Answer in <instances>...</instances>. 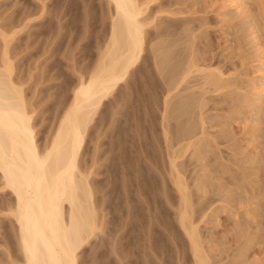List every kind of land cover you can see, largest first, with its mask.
Returning a JSON list of instances; mask_svg holds the SVG:
<instances>
[{"label":"rangeland","instance_id":"obj_1","mask_svg":"<svg viewBox=\"0 0 264 264\" xmlns=\"http://www.w3.org/2000/svg\"><path fill=\"white\" fill-rule=\"evenodd\" d=\"M140 1L150 2L144 57L96 113L81 154V168H94L101 231L80 250L79 264H144L149 229L143 225L154 196L162 197L169 212L157 208L160 216L180 228V196L170 175V157L178 153L210 264H264V107L254 101L261 82L256 61L259 42L264 45V0H246L245 13L225 6L226 0ZM110 4L0 0L12 77L35 110L41 148L108 41ZM3 53L0 35V64ZM221 71L224 80H209ZM1 191L0 264H19L16 223L7 214L12 198ZM205 211L209 216L201 221ZM130 217L139 229L131 227ZM157 223L164 235L155 234L152 224L150 234L167 252L176 243ZM180 231L179 257L167 258L193 264Z\"/></svg>","mask_w":264,"mask_h":264},{"label":"bare ground","instance_id":"obj_2","mask_svg":"<svg viewBox=\"0 0 264 264\" xmlns=\"http://www.w3.org/2000/svg\"><path fill=\"white\" fill-rule=\"evenodd\" d=\"M226 1L225 6L235 7L244 13L248 11L246 0ZM109 2L112 4L113 12L110 18L108 41L100 51L96 66L89 72V76L85 77L84 74L79 79L70 104L64 108L52 132L53 135L44 148H41L37 139L35 110L29 109L23 87L12 77L13 64L7 54L9 35L0 32L4 48L3 62L0 64V179L2 181L0 189L1 193H6L10 199L12 198V203L7 204L10 207L6 213L13 217L16 223L22 253V262L19 264H79L80 250L97 236L99 230L101 231L91 182L94 168L88 171L81 168V154L96 113L105 100L129 78L133 70L138 68L144 57L148 25L145 16L149 1L144 3L140 0H109ZM260 42L258 48L261 51L258 50L256 65L261 82L259 88L255 90L258 96L254 101L264 107V45ZM190 66L192 68L193 65H189L191 70ZM189 69L188 71L185 69V76L188 75ZM217 73H215L217 76L209 78L208 76H212L211 73L207 77L214 83L225 79L224 72ZM184 74L181 76L182 80L185 78ZM191 135L194 136L193 133ZM191 142L193 144L192 140L189 144ZM176 155L170 157V175L180 196V203L175 212L180 228L175 221H167L156 210L160 207L162 210L164 207L162 197L150 198L152 200L148 206L151 205V211L146 217L149 221H147L148 226L143 225L144 231L149 229L147 238L144 236L146 233H143V240L146 242L144 241L142 247L149 251L148 253L145 251L146 256L148 255L146 262L172 264L174 258L179 257V251L181 252L179 249L181 243H178L177 234L178 232L180 234L182 229L184 240L188 242L190 248L193 264H210L209 250L199 230L200 221L196 222L194 218L189 188L177 162V158L181 155L179 156V153ZM129 173L131 176V172ZM134 176L136 177L137 174ZM164 208L168 212L167 208ZM208 216V211H205L201 221L206 220ZM156 218L159 220L152 221ZM136 220L128 222L133 229H139V222ZM157 222L166 226L168 237L176 243L175 245L172 242L175 246H169L167 252H164L156 242L157 236L150 234L149 225L155 227L153 223L158 224ZM152 230L162 236L165 233L159 227ZM168 255L170 258L173 257V262L170 263L171 259L167 258Z\"/></svg>","mask_w":264,"mask_h":264}]
</instances>
